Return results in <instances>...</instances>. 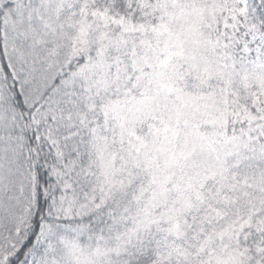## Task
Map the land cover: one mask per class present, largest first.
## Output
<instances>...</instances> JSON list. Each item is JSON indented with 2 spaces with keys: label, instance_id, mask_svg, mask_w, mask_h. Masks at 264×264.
<instances>
[{
  "label": "snow or ice",
  "instance_id": "snow-or-ice-1",
  "mask_svg": "<svg viewBox=\"0 0 264 264\" xmlns=\"http://www.w3.org/2000/svg\"><path fill=\"white\" fill-rule=\"evenodd\" d=\"M0 264H264V0H0Z\"/></svg>",
  "mask_w": 264,
  "mask_h": 264
}]
</instances>
